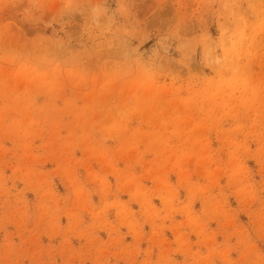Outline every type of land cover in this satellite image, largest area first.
<instances>
[{"label":"rangeland","instance_id":"374dc122","mask_svg":"<svg viewBox=\"0 0 264 264\" xmlns=\"http://www.w3.org/2000/svg\"><path fill=\"white\" fill-rule=\"evenodd\" d=\"M0 264H264V0H0Z\"/></svg>","mask_w":264,"mask_h":264}]
</instances>
